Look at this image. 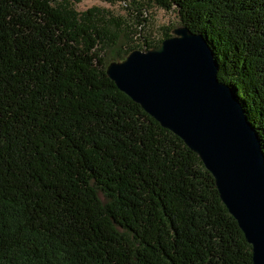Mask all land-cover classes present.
I'll return each mask as SVG.
<instances>
[{
	"label": "trees",
	"instance_id": "1",
	"mask_svg": "<svg viewBox=\"0 0 264 264\" xmlns=\"http://www.w3.org/2000/svg\"><path fill=\"white\" fill-rule=\"evenodd\" d=\"M79 1L0 0V264H253L199 156L107 76L140 45ZM143 1L205 37L264 154V0Z\"/></svg>",
	"mask_w": 264,
	"mask_h": 264
},
{
	"label": "water",
	"instance_id": "2",
	"mask_svg": "<svg viewBox=\"0 0 264 264\" xmlns=\"http://www.w3.org/2000/svg\"><path fill=\"white\" fill-rule=\"evenodd\" d=\"M205 37L180 24L157 46L106 65L107 76L201 159L219 197L264 264V154Z\"/></svg>",
	"mask_w": 264,
	"mask_h": 264
},
{
	"label": "rangeland",
	"instance_id": "3",
	"mask_svg": "<svg viewBox=\"0 0 264 264\" xmlns=\"http://www.w3.org/2000/svg\"><path fill=\"white\" fill-rule=\"evenodd\" d=\"M71 7L77 12L93 7L99 9L117 46H123V49L133 44H138V48L143 49L144 40L156 43L163 38L164 33L171 34L174 28L180 26L174 10L167 11L143 0H80L71 3ZM125 55L121 53L119 59ZM114 56L116 57L114 52L107 50V60Z\"/></svg>",
	"mask_w": 264,
	"mask_h": 264
}]
</instances>
